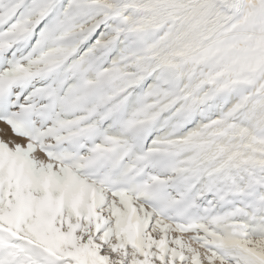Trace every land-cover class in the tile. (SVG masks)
I'll use <instances>...</instances> for the list:
<instances>
[{"label":"snow or ice","instance_id":"1","mask_svg":"<svg viewBox=\"0 0 264 264\" xmlns=\"http://www.w3.org/2000/svg\"><path fill=\"white\" fill-rule=\"evenodd\" d=\"M0 264H264V0H0Z\"/></svg>","mask_w":264,"mask_h":264}]
</instances>
